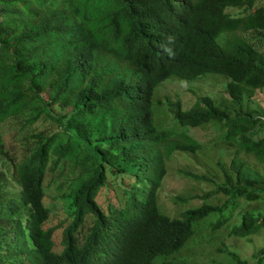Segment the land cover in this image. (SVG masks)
I'll return each instance as SVG.
<instances>
[{"label":"trees","instance_id":"trees-1","mask_svg":"<svg viewBox=\"0 0 264 264\" xmlns=\"http://www.w3.org/2000/svg\"><path fill=\"white\" fill-rule=\"evenodd\" d=\"M205 75L227 97L153 98ZM263 90L264 0H0V264H200L188 250L215 236L249 240ZM173 170L210 189L170 213Z\"/></svg>","mask_w":264,"mask_h":264},{"label":"rangeland","instance_id":"rangeland-1","mask_svg":"<svg viewBox=\"0 0 264 264\" xmlns=\"http://www.w3.org/2000/svg\"><path fill=\"white\" fill-rule=\"evenodd\" d=\"M254 38L252 37V40ZM223 78L219 75H205L200 79L195 80H182L175 77L168 78L155 89L153 98L158 102H164L166 99L179 100L183 105V109L189 108L196 100V97L203 95L216 96V97L227 94L224 93V86L226 80L219 79ZM248 108L258 109L260 114L264 117V90L261 92H255L252 102L246 104ZM168 123H171L170 121ZM191 135H194L201 141H207L208 134L201 130H190ZM222 157L223 160L228 162L230 155L225 152ZM185 164V161L182 163ZM170 172V171H169ZM210 189L209 186L190 182L186 178L180 176L175 170L171 171L164 182V186L159 192V199L164 204L166 210L170 213H174L178 210V206L172 201L176 197H191L194 205L198 204L195 196L201 194ZM180 208V207H179ZM179 211V210H178ZM58 216H62V212L57 210L55 212ZM59 223L56 217H52L49 226H54ZM223 243V244H222ZM220 244L224 250H229L235 254H239L240 257L246 258L250 261V264H264V228L261 229L257 234L251 237L249 240L237 237H227L225 234L222 236H215V240L211 241L209 245L195 246L193 250H188L189 253L197 255V262L200 264H212V260H215L219 264H231L232 259L226 251L221 253L217 251ZM254 256V257H253ZM254 258V259H253ZM209 262V263H208ZM217 264V263H214Z\"/></svg>","mask_w":264,"mask_h":264}]
</instances>
